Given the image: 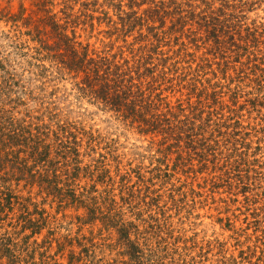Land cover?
I'll list each match as a JSON object with an SVG mask.
<instances>
[{
	"label": "rangeland",
	"instance_id": "rangeland-1",
	"mask_svg": "<svg viewBox=\"0 0 264 264\" xmlns=\"http://www.w3.org/2000/svg\"><path fill=\"white\" fill-rule=\"evenodd\" d=\"M63 1L53 12L79 43L154 67L161 113L171 109L196 143L140 134L81 96L78 80L6 21L20 8L27 17L33 0H0V156L18 157L0 186L29 200L0 221L16 264H264V0ZM133 1L139 21L119 32ZM15 129L42 141L45 162L31 160L34 142L8 143ZM70 134L79 165L63 166L58 146ZM22 216L41 217L39 233L23 231Z\"/></svg>",
	"mask_w": 264,
	"mask_h": 264
},
{
	"label": "trees",
	"instance_id": "trees-1",
	"mask_svg": "<svg viewBox=\"0 0 264 264\" xmlns=\"http://www.w3.org/2000/svg\"><path fill=\"white\" fill-rule=\"evenodd\" d=\"M70 1L75 2V0L63 1L65 9H67L66 4ZM95 4L96 1H92L89 5L94 6ZM138 6L140 5L133 1V5L129 7L130 12L123 13V18L119 17L121 23L119 32H124L125 29L131 30L137 25L139 19L136 17V12L132 11V7ZM32 9L27 17L24 16L25 11L21 8L18 16H11L8 12L5 17L6 21L15 23V28H18L16 23H21V27L26 29L25 35L39 45L37 54L44 53L43 59L55 62L60 70L71 75L72 79L78 80L75 87L81 96L114 113L122 121L136 126V130L140 134L159 135L164 141H174L176 144H179L183 139L190 146L196 143L190 137L192 134L182 131L181 128L174 125L177 116L171 113V109L166 107V113H161L162 100L158 96H152L153 86L160 81V77L154 76L156 72L154 67L152 69L145 67L148 64L147 60L144 61L143 58H139L136 63L131 65L129 61L122 58L117 60L115 55L97 54L93 50H89V45H82L77 41L73 26L70 35L67 33V25L72 24L71 22H65V26L60 25L56 14L53 12V0H33ZM84 16L92 22L91 16ZM90 26L92 27V25ZM142 68L143 72L140 73ZM146 78L149 79V82L144 84L143 80ZM180 112L184 115V110ZM167 116H170L173 121ZM184 122H188V116L184 117ZM11 132L8 143L11 142L12 146H15L21 142H34L31 147V160L35 164L45 162L49 154L45 147L39 151L38 146L42 142L37 141L39 138L31 140L29 133L30 137L24 138L26 133L19 129ZM70 138L71 142H69ZM67 140L68 142L64 141L58 146L57 156L64 161L63 166L68 165V160H70L69 164L79 165V161H77L79 145L76 138L70 134ZM8 158L9 155L0 156V169H3V164L18 160V157H12V161H9ZM73 171L75 174L72 179H75L80 169L74 167ZM15 181L19 182L20 179L16 178ZM49 186V188L52 186V192L59 191L58 185L54 181L50 182ZM68 186L70 187V185ZM70 194L74 200L75 196L72 190ZM28 201L18 198L10 184L8 187L0 186V221H2L1 217L5 211L10 213L16 206L27 212ZM27 216H22V221L25 223L22 230L30 229L32 235L39 233L42 226L39 224L41 217L39 220L31 221L26 218ZM18 252L17 246L11 240L3 235L0 236V259L6 257L12 264H16L20 259L17 256Z\"/></svg>",
	"mask_w": 264,
	"mask_h": 264
}]
</instances>
